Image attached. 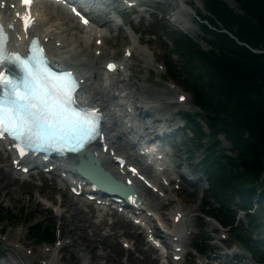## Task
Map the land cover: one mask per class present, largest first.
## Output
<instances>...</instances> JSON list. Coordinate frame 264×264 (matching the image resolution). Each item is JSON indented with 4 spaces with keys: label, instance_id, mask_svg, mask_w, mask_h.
Masks as SVG:
<instances>
[{
    "label": "rangeland",
    "instance_id": "1",
    "mask_svg": "<svg viewBox=\"0 0 264 264\" xmlns=\"http://www.w3.org/2000/svg\"><path fill=\"white\" fill-rule=\"evenodd\" d=\"M95 1H97L95 8H89L91 12L88 10L92 17L98 19L101 23L110 22L109 18L112 12L109 15L108 13L111 8L121 10L118 4L106 6L100 3L99 0H91L90 2ZM162 1L164 2L148 0L147 11L141 14L140 22H138V15L135 14L126 16L122 27L118 30L110 28L108 44L104 46L106 52L100 58L99 64V67H103L104 62L108 59L118 60L120 56L124 55L126 46H134V54L129 58V63L136 65L133 70L129 69L127 71L131 75V80L125 92L138 97L136 102H132L133 105L142 103L147 107L144 104L145 101L148 105L155 106L150 109L154 110V116L160 118V126H164L163 130L167 132L162 138L165 141L164 150L168 153L169 171L173 173L172 176L175 178H179V173L185 175L186 179L181 182L180 188L172 192L169 191V193L174 192V200L164 201L160 205L154 202L152 208L158 210V212L171 213L176 208L177 203L181 205L180 209L183 208L186 211L195 204L198 205L194 211L195 214L187 220V227L191 230L188 239L185 241L187 253L182 261L175 264H205L206 260H211V257H216L220 262L222 260L227 261L234 259L231 258L230 254H226V252L232 253V251H236L233 256L237 257V261L233 264H263L258 257L252 256L240 245H238V250L235 248L234 243L236 242H234L233 232L230 228H222L218 222H215L216 224L210 222L207 219L208 217L206 218L202 213V211L211 212V210L218 207L211 196L206 197V176L203 173V168L197 165L203 157L205 149L201 148L191 152L189 149L191 145H189L188 140L192 131L187 135L184 129L180 127L182 123L180 114L173 113L177 109L190 112L200 110L188 104L192 96L190 91L183 86L182 78L171 79L168 76L166 65H162L163 55L172 51V45L167 40L168 35L176 30L197 38L201 47L207 50V44L201 39L203 33L194 19V13H204L202 0H187L191 7L189 12L178 11L176 8L178 4L174 2L169 5V1ZM225 1L232 7L237 8L235 2L233 6L231 0ZM177 12L182 13L183 23L174 20L173 14H177ZM119 14L112 15L114 16L111 17L113 21L109 26L116 29L117 21H121V15L119 16ZM184 24L190 25L194 31L188 29ZM161 25L167 27V29L161 30ZM134 26H136V33L131 31V27ZM102 28L106 27L103 26ZM193 32L195 33L193 34ZM137 37H141L142 41H136ZM91 41L94 42L93 39ZM140 48L143 49V53L140 52ZM150 56L154 59L152 65L151 59H148ZM169 57L172 64L182 73L183 69L177 54H171ZM171 80L174 81L175 91L168 88ZM177 92L185 93L187 103L179 107L171 106L169 103L174 101ZM158 107L159 110H156L155 108ZM149 118L152 120V117ZM196 118L200 119V116ZM150 119L145 120L150 121ZM202 123L204 128L207 129L205 122L202 121ZM216 139L219 141L218 148L225 151L231 149L230 142L222 134L217 135ZM184 141L188 143L185 144ZM5 157L8 159L7 155ZM178 163H180L179 166ZM37 171H41V169L32 170L33 174L26 175L24 179L18 178L14 171L0 170V264H46L49 261H54L56 264H169L171 253H173L172 245H169V248L166 249L167 257L165 258L147 243L145 234L140 227L126 221L118 214L117 216L112 209L102 208L97 211L99 208L87 203L79 204L81 208L74 210V206H68V202H76L79 198L72 197L66 186H63V190L57 188L59 187L56 183L58 182L59 173L54 172L52 174L54 178H50V175L39 174ZM11 175L16 176L17 179L10 180ZM171 185L173 187L177 186L173 178ZM2 188L8 194H5L1 190ZM66 198L67 201L60 204V201ZM148 200L151 203L154 201L152 198ZM232 209L237 215V206L233 205ZM7 210H11L14 216L7 214ZM101 210H107L109 213L103 215L99 212ZM61 212L65 214L60 216ZM239 214L240 218L236 219L235 226L239 227L242 224L247 227L250 221L248 216L242 212ZM20 215L24 216L25 219L17 217ZM171 216L170 214L162 215L164 218L162 221H169ZM251 217L255 218V214L252 213ZM29 223H41L53 229L59 234L58 243L60 245L57 246V243L52 244L53 241H36L28 231L27 226ZM156 232L158 233V231ZM222 235L226 236V239L222 240ZM195 240L205 242L208 245L207 255L193 250L192 246ZM127 244L128 246H125Z\"/></svg>",
    "mask_w": 264,
    "mask_h": 264
},
{
    "label": "trees",
    "instance_id": "2",
    "mask_svg": "<svg viewBox=\"0 0 264 264\" xmlns=\"http://www.w3.org/2000/svg\"><path fill=\"white\" fill-rule=\"evenodd\" d=\"M233 1L237 8L225 0H202L204 13L196 12L194 19L207 50L197 38L176 30L168 35L172 51L163 62L171 79L182 78L190 103L200 110L182 117L192 131L191 152L205 149L197 165L207 178L206 197L218 204L204 213L230 227L234 242L264 263V0ZM171 54L179 57L182 73ZM219 134L230 142V150L218 148ZM233 205L245 210L247 227L234 226ZM6 213L14 216L11 210ZM27 228L38 242L55 238L53 229L41 223ZM207 247L195 240L197 252L206 255Z\"/></svg>",
    "mask_w": 264,
    "mask_h": 264
},
{
    "label": "bare ground",
    "instance_id": "3",
    "mask_svg": "<svg viewBox=\"0 0 264 264\" xmlns=\"http://www.w3.org/2000/svg\"><path fill=\"white\" fill-rule=\"evenodd\" d=\"M166 1H169L168 3L169 5L172 4L173 2L178 4L176 8L180 12L190 11V9L186 7V5H184L185 3L188 4L187 0H165V2ZM11 3H15V0H0V5L4 4L6 7V10H9ZM231 3L234 6V1L231 0ZM40 16L41 17L39 19L42 22V26L40 27L39 32H40L41 38L45 40L47 44L48 53H49L50 58L52 59V62L56 64H64V65L67 64L71 68H74L80 74V77L84 78L83 101L91 100L93 105L98 106L100 110L104 112L105 117L107 116L106 118L107 122L104 124L103 130L106 136L105 139L109 144L110 153H112L113 151L115 152V154H118V153L125 154L130 162L136 163L135 164L136 167L139 168L140 172L145 177H147V179L149 180L151 179L156 183L155 185L159 187L158 188L159 190H164V189L166 191L173 190V188H167V186L163 185L161 182L159 183V181L154 180L155 178H153L151 170L148 169L145 166V164L141 162L140 160H138V158L135 156L134 154L135 151L133 150L134 145L131 142L127 140H123L122 142L114 141L115 140L114 134L116 133V135H120V136L123 135L124 137V134H123L124 131H128L129 132L128 135L132 136V139L135 137L138 138V136H133L134 131H132L131 129L132 128L131 126L133 125L136 128V126H139V124H141L142 132H149V133L151 129L155 130L157 126H160V118L154 116L153 110L148 108V106L146 107L142 103L140 104L136 103L133 105V103L136 102L138 97H134L132 93L125 92L128 86L130 85V80H131V75L127 71L129 69L133 70L136 64L131 65L129 63V58L120 56L118 60V65L122 68H120L119 72L114 73V76H116L117 79H114L113 76H111V77L106 78L103 81V83H101L100 80L102 79L100 75L101 74L105 75L106 73L105 67H106L107 60L104 62L103 67L101 66L99 67V64H100V58H102L103 54L106 52V49L104 48V46L108 44L109 33L107 32V30L101 29L99 25L94 26L93 23H91V26H89L88 28H84L83 26L79 25L77 20L71 17L65 9H62L61 6H59L52 0H48V1L46 0L44 2V8L40 9ZM173 16H174V20H180V21L182 20L178 18L175 13L173 14ZM109 21H110L109 23L101 24V22L98 20V23L101 24V26L109 27L113 19L110 17ZM117 24H120V22L117 21ZM184 25L191 31H194L190 25H186V24ZM131 29L135 31L136 26L131 27ZM194 33L195 32H193V34ZM18 35H20L18 39V45H20L22 42V35L21 34H18ZM14 38H17L16 33H14ZM91 39H93L94 42H92ZM97 39H101L102 43L100 45L96 44ZM136 41L141 42L142 38L137 37ZM128 49L131 50V53L133 55L134 46L129 45ZM97 50H100V54L96 53ZM181 95L183 94L177 92V97L181 98ZM112 105L114 107L111 109L110 107H112ZM149 117H152V120L145 121V119ZM0 146H1L0 170L8 169L10 171H14L15 174H20L23 172L22 170L23 168H28V172H31L32 170L34 171L35 169L36 170L41 169V171H37V173L48 174L50 175L49 176L50 178H54V176L52 175L55 172L54 170L46 172V168L49 166L50 162L43 163L42 166L40 167V163L37 162V158L16 159V156H13L10 150L8 151L4 150V148H7L6 145L4 146L0 145ZM129 150H133L132 151L133 153L129 152ZM92 152L93 154H95L96 157H98L101 165L106 170L112 173L115 177L121 178L119 172L116 169L117 164L116 162L113 161L112 157L109 155V152L101 151V145H98L97 147L93 146ZM4 154L7 155L8 159L5 157ZM72 158L73 156L69 157L68 160L63 161L64 168L63 170H60L58 172L59 178L58 180L57 179L56 180L59 183L58 182L56 183H57V186H59L57 188L61 190H63V186L67 184L69 185V182H67L66 179L62 178L60 174L62 171L66 173H71V174L73 173V165L71 163L74 161ZM166 162L167 160H165L163 157L160 160H155V165L156 167H159V168H162L164 166H165L164 168H167L166 165L168 164ZM179 165L180 163H178V166ZM122 171H126V174L123 176V178L128 177L131 179V177L129 176V173L127 172L125 168H123ZM169 174L170 172H169V169L167 168L165 171V174H163V171L160 173L161 175L160 178H164V176L166 180H168V178L169 179L173 178L172 174L171 175ZM179 174H181V177L185 176L184 173H179ZM11 176L12 177L10 180H15L18 177L17 175H16L17 177L14 175H11ZM184 179L186 178L184 177ZM134 187L138 195L140 196V198L143 199L141 206L145 208V210H154L152 208V206H154V202L160 205L164 201L174 200L173 199L174 192L173 193L167 192L165 196L161 197L159 193L155 194L151 192L150 189L145 188V186H143L142 184L137 183ZM87 188L88 187H86V189ZM1 190L4 191V188H2ZM4 193L8 194L7 191H4ZM149 198H152L154 201L151 203V201L148 200ZM82 200L83 199L79 198L76 200V202H68V206L73 205L75 208L74 210H78V208H81L80 206L81 204H86ZM64 201H67V198L60 201V204H63ZM197 206L198 205L195 204L193 207L188 208L187 209L188 212L186 211V209L185 210L183 208L180 209L181 205H179L178 203L176 204V208L173 209L171 213L158 212L157 210L158 215L157 214L156 215L157 217H159L158 219H161V220L164 219L162 215L163 216L166 214L172 215L171 219H169L168 217L169 221L168 220L165 221L166 224L169 225V229L163 232V237L171 241V242L165 241L166 248H169V245L174 243V245L171 247L172 250H174V247L179 246V245L182 246L185 243L186 239L189 237V233H188L189 230H188L187 225L184 227L181 220H179L177 223H174L172 221L174 218V215H176L177 212H180L181 214H184L186 216V219L188 220V218H190L192 215L195 214L194 211L197 209ZM96 208H99L97 209L98 211L104 207L96 206ZM145 210L139 209L137 211L139 213L137 218L142 217V220H145V221L147 220L146 223H148V225L146 226H148L149 228L151 227L149 224L153 222L154 220L151 217L147 216ZM99 212H101V214L103 215H105L106 213H109L107 210H101ZM64 214H65L64 212H61L59 215L63 216ZM215 224L213 225L215 226ZM168 252L170 251L168 250ZM173 254H176L175 250L173 253H171V257ZM51 263H54V262H51ZM8 264H11V263H8ZM169 264H173L171 260L169 261Z\"/></svg>",
    "mask_w": 264,
    "mask_h": 264
},
{
    "label": "snow or ice",
    "instance_id": "4",
    "mask_svg": "<svg viewBox=\"0 0 264 264\" xmlns=\"http://www.w3.org/2000/svg\"><path fill=\"white\" fill-rule=\"evenodd\" d=\"M30 2L21 0L24 5ZM22 19L27 30L31 18ZM5 39L0 27V66H13L9 69L11 76L0 71V134L6 132L24 146L16 145L21 156L25 154V148L33 147L38 141L76 139L77 143H82L85 138H90L88 134L96 124L71 107L73 92L77 88L72 74L52 72L43 56V48L35 39L24 58L6 53L3 48Z\"/></svg>",
    "mask_w": 264,
    "mask_h": 264
},
{
    "label": "water",
    "instance_id": "5",
    "mask_svg": "<svg viewBox=\"0 0 264 264\" xmlns=\"http://www.w3.org/2000/svg\"><path fill=\"white\" fill-rule=\"evenodd\" d=\"M257 51H259V50H257ZM82 154L86 155V160H83L80 158L81 162L77 166V171L79 173H81L83 175L84 170H86V172H92L98 178V180L100 178L107 177V178H109V184H113V183L120 184L124 190H128L131 188L130 186H126L124 184V182H122V181L116 182V180H114V178L108 172H106L104 170V168L101 166L98 159L94 158L92 156V154H90L87 151H83V152L79 153V155H82ZM92 181H95V179L93 178ZM109 184H100V185L102 187H107ZM112 193H117V191L116 192L112 191Z\"/></svg>",
    "mask_w": 264,
    "mask_h": 264
}]
</instances>
